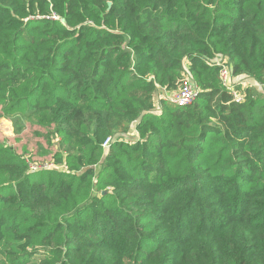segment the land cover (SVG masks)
I'll list each match as a JSON object with an SVG mask.
<instances>
[{"label": "trees", "instance_id": "16d2710c", "mask_svg": "<svg viewBox=\"0 0 264 264\" xmlns=\"http://www.w3.org/2000/svg\"><path fill=\"white\" fill-rule=\"evenodd\" d=\"M262 88L264 0H0V264H264Z\"/></svg>", "mask_w": 264, "mask_h": 264}, {"label": "rangeland", "instance_id": "374dc122", "mask_svg": "<svg viewBox=\"0 0 264 264\" xmlns=\"http://www.w3.org/2000/svg\"><path fill=\"white\" fill-rule=\"evenodd\" d=\"M130 134L128 140H131L134 132L131 131ZM57 142V138L50 135L49 130L27 123L19 117L0 118V143L28 158L36 169H59L52 161L56 152H62Z\"/></svg>", "mask_w": 264, "mask_h": 264}, {"label": "built area", "instance_id": "2783aa9c", "mask_svg": "<svg viewBox=\"0 0 264 264\" xmlns=\"http://www.w3.org/2000/svg\"><path fill=\"white\" fill-rule=\"evenodd\" d=\"M220 77L223 81V83L227 84L228 83V76H227V72L226 70H222ZM197 96V91H195V89L189 85V84H184L182 91L180 93H178L177 95H175L172 100L173 103L176 104L178 107H185L188 105H191ZM241 101V98H237L236 102L239 103ZM108 140L107 142L103 145L104 148H107L108 146ZM33 169H35V167L33 166Z\"/></svg>", "mask_w": 264, "mask_h": 264}, {"label": "crops", "instance_id": "0c3cea01", "mask_svg": "<svg viewBox=\"0 0 264 264\" xmlns=\"http://www.w3.org/2000/svg\"><path fill=\"white\" fill-rule=\"evenodd\" d=\"M260 90L264 93V88H262V89H260ZM260 90H259V91H260Z\"/></svg>", "mask_w": 264, "mask_h": 264}]
</instances>
